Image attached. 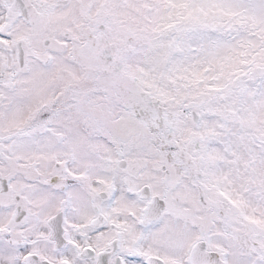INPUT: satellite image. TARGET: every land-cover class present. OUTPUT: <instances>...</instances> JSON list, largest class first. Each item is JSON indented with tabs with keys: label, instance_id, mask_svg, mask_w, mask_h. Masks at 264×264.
I'll return each instance as SVG.
<instances>
[{
	"label": "snow or ice",
	"instance_id": "snow-or-ice-1",
	"mask_svg": "<svg viewBox=\"0 0 264 264\" xmlns=\"http://www.w3.org/2000/svg\"><path fill=\"white\" fill-rule=\"evenodd\" d=\"M0 264H264V0H3Z\"/></svg>",
	"mask_w": 264,
	"mask_h": 264
},
{
	"label": "rangeland",
	"instance_id": "rangeland-1",
	"mask_svg": "<svg viewBox=\"0 0 264 264\" xmlns=\"http://www.w3.org/2000/svg\"><path fill=\"white\" fill-rule=\"evenodd\" d=\"M103 75L104 74H101V77H103ZM105 87L106 85L103 83L90 82L86 88V91L94 102L97 105L103 106L105 111L102 112L101 115L108 117L107 123L102 124L105 135L108 131H115L117 136L128 141L126 150L130 148L132 151L147 154L151 146L145 144L143 140V131L129 124L122 115L126 109L130 108L132 103L131 97L124 93L109 94L105 91ZM67 103H72V101H68ZM113 117L120 118L114 120ZM112 147L117 148L125 146L112 145Z\"/></svg>",
	"mask_w": 264,
	"mask_h": 264
},
{
	"label": "flooded vegetation",
	"instance_id": "flooded-vegetation-1",
	"mask_svg": "<svg viewBox=\"0 0 264 264\" xmlns=\"http://www.w3.org/2000/svg\"><path fill=\"white\" fill-rule=\"evenodd\" d=\"M3 3V0H0V4H2ZM91 134V133H90Z\"/></svg>",
	"mask_w": 264,
	"mask_h": 264
}]
</instances>
